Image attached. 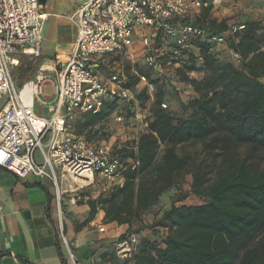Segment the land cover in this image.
I'll return each instance as SVG.
<instances>
[{
    "label": "trees",
    "instance_id": "trees-1",
    "mask_svg": "<svg viewBox=\"0 0 264 264\" xmlns=\"http://www.w3.org/2000/svg\"><path fill=\"white\" fill-rule=\"evenodd\" d=\"M211 12L212 7L203 8L191 18L192 24L212 33L230 29L227 20H217ZM242 26L228 43L239 66L221 59L211 44L199 40L194 42L198 55L186 49L176 58V45L167 41L161 65H172L171 78L148 69L128 73L125 87L135 89L143 76L154 88L147 127L132 141L113 147L112 154L122 164V184L95 198L81 193L76 203L87 204L89 211L74 223L79 231L102 209L106 223L128 224L116 241L131 234L138 241L123 264L129 260L133 264H264V23L250 19ZM159 36L157 46L163 44ZM178 83L191 92L180 99V111L167 104L168 96L175 93L172 85ZM134 98L123 101L127 121L135 116L134 100L146 108V88ZM115 105L112 100L97 113H79L71 121V131L91 139ZM195 143L200 150H183ZM128 159L138 161L134 168ZM187 175L190 192L183 189ZM190 193L208 202L177 204ZM165 199L170 201L167 208ZM145 229L156 235L161 232L160 241L145 236ZM59 253L62 264H68L60 247Z\"/></svg>",
    "mask_w": 264,
    "mask_h": 264
},
{
    "label": "built area",
    "instance_id": "built-area-1",
    "mask_svg": "<svg viewBox=\"0 0 264 264\" xmlns=\"http://www.w3.org/2000/svg\"><path fill=\"white\" fill-rule=\"evenodd\" d=\"M223 0H84L74 16L76 39L72 53L65 62L42 65L34 79L21 88L14 83L13 69L20 64L19 56L34 61L41 56L43 28L48 14L39 0H0V166L19 178L31 174L51 184L58 208V225L63 230L61 199L70 197L72 204L83 190L97 178L112 186L121 185L122 164L105 143L95 142L71 131V121L82 112L97 113L109 101H116L114 122L123 127L122 113L127 96V77L119 70L103 79L101 67L106 56L125 53L133 48V36L142 33L143 63L153 73L162 75L161 57L167 41L176 45L174 55L182 50L197 49L195 41H206L210 49H229V37L243 26L233 24L222 33H212L192 24L203 8L218 7ZM148 29V32H142ZM163 44L156 45V37ZM237 55V54H236ZM177 65V64H176ZM53 71L52 78L46 72ZM141 82H147L141 76ZM53 86L56 104L40 100L45 97V84ZM29 88V93L22 91ZM49 106L52 114L41 116L34 103ZM149 116L148 108L144 110ZM140 114L135 113L138 118ZM148 119L143 125L144 130ZM125 126V127H124ZM121 127V128H122ZM143 130V131H144ZM45 140V141H44ZM134 168L137 160L128 159ZM87 172L91 176L83 177ZM104 231V226L99 227ZM67 248L68 264H83ZM138 238L135 234L116 241L114 250L121 258L131 255Z\"/></svg>",
    "mask_w": 264,
    "mask_h": 264
},
{
    "label": "crops",
    "instance_id": "crops-1",
    "mask_svg": "<svg viewBox=\"0 0 264 264\" xmlns=\"http://www.w3.org/2000/svg\"><path fill=\"white\" fill-rule=\"evenodd\" d=\"M83 1L43 0L40 3L41 9L48 14V17L43 28L41 56L37 58L38 60H34V62L38 61L39 67L30 71L27 81L35 78L37 70L42 65L54 64L56 61L65 62L68 59L74 49L76 39L74 16ZM258 2L259 0H223L220 6L212 8V17H217V20L225 19L228 23L225 17L240 13V17L233 18H238L237 23L242 25L247 20L257 18L246 14L252 12L256 15ZM228 25L233 24L228 23ZM136 50L140 51L143 56L142 33H136L133 36V48L130 51L106 56V64L100 69L102 78L106 79L112 75L115 68L126 77L128 73H137L134 67L130 68V72L125 71L123 63L124 57L131 58L130 56ZM18 58L20 62L27 60L25 56ZM46 74L52 78L55 77L53 71L46 72ZM45 88L48 91H45V97L40 100L56 104V97L52 92L53 86L46 83ZM126 89L128 90L127 96H131L132 89L127 87ZM126 99L127 97L124 98ZM34 110L41 116L52 114L47 104L38 101L34 103ZM115 124L113 114H110L103 122L104 130L110 132L114 129L118 130ZM100 181L104 184H98L99 181L95 180L94 184L83 190V193H89L92 198H95L112 186L105 179H100ZM186 199L177 204H187L184 202ZM194 199L197 203L188 205L208 202V198L205 197L195 196ZM55 200L53 188L46 179L31 174L19 178L0 166V264H62L59 247L67 258L61 243L62 233L71 241L76 258L83 264H123L125 262L124 258L116 255L114 248L112 250L109 247L111 245L114 247L116 239L128 229V224H118L115 221L106 223L104 210L99 209L96 217L89 224L75 231L72 220L80 217L84 219L89 211L87 204L76 205L75 203L68 207L72 220L67 215L62 217L61 208L64 227V232H62L63 230L60 231L58 225L59 212ZM169 205L170 201L166 202L164 207L167 208ZM101 222L105 223L102 225L104 231L100 232L98 228ZM142 233H147V230L145 229ZM149 238L160 241L158 235ZM159 246L163 247V244ZM126 264H133V262L129 260Z\"/></svg>",
    "mask_w": 264,
    "mask_h": 264
},
{
    "label": "rangeland",
    "instance_id": "rangeland-1",
    "mask_svg": "<svg viewBox=\"0 0 264 264\" xmlns=\"http://www.w3.org/2000/svg\"><path fill=\"white\" fill-rule=\"evenodd\" d=\"M257 7H256V15L253 14L252 12L246 14L249 17H257L255 19H259L261 21H263L264 23V0H259V2L257 3ZM241 14L240 13H234L231 14L228 17H225L226 19H228V23L230 24H238L237 23V19L238 18H233V17H240ZM259 17V18H258ZM217 18V17H215ZM148 29H144V31L142 32H148ZM192 51L194 53H196V55L199 54V51L197 49H192ZM215 52L217 53V56L220 57L221 59H226L232 63H234L235 65L239 66L240 65V61L238 56L233 53L230 49H226V48H221V47H216L215 48ZM129 56V55H126ZM131 58H126L124 57L123 63L125 66V71L130 72V68L134 67L136 70L137 69H148L144 63H143V56L140 53V51L138 52L137 50L132 53V55L130 56ZM38 60V59H37ZM27 66V67H26ZM172 65L170 64H164L162 65V71L163 74L162 75H166L168 78H171V76L173 75V71L171 70L173 67H171ZM36 67H39V63L34 62V61H21L20 64L18 66H16L13 69V77H14V83L15 86L17 88H20V83L21 81V77L25 76V78L30 74V71ZM149 70V69H148ZM34 72V70H33ZM191 76H195V77H199L200 74L197 73H191ZM24 78L25 82L27 79ZM262 82L264 83V77H262ZM173 87L175 86V93L172 92L167 99V104L168 106H171V108H173L176 111H180V99H187L188 97L191 96V92L187 90L188 86L186 84L183 83H178L175 85H172ZM47 88V87H46ZM45 88V91H48V89ZM146 88L147 93L149 95V99L147 101L146 104V108L141 109L138 105L136 100H134L135 104H136V109H135V113L140 114L138 118H136L135 116L132 118V120L129 121L127 127H125L124 129L120 128L121 125L119 124H115L116 126H118V130H115L113 132H110L109 130H104V126L101 127V130H99L98 133L96 134H92L91 135V139H93L95 142H100V143H105L109 146L110 149H113L114 146H118L119 144H124L125 141H132L133 139L137 138L138 135L143 132L144 128L143 125L146 122L145 118V109L149 108L150 105L153 102V94H154V88L153 86L147 81V82H141L139 81L138 84L135 86V89H132L131 91V96L134 98L136 93H139V91H141L142 89ZM135 99V98H134ZM5 98L2 99L1 103H0V107L2 106L3 102H4ZM38 105V104H37ZM115 111L114 109L112 110L111 114H113ZM182 113V111H181ZM113 122H114V117H113ZM115 123V122H114ZM45 141V140H44ZM201 146L199 143H195V144H187L183 147V150L186 152H196L198 150H200ZM97 180L99 181L98 184H104V182H101L99 178H97ZM190 183H191V176L187 175L184 179L183 182V189L184 191H189L190 192ZM194 195L192 193L189 194V197H187V199L184 201L187 204H195L197 203V200L194 199ZM169 199H165V203L168 202ZM56 201V200H55ZM73 205L70 202V197L68 196H63L61 199V208H62V217H65V215H67L68 218H70V212L68 211V207L69 205ZM76 205H79L78 203H76ZM75 217V216H74ZM150 217V216H147ZM64 219V218H63ZM71 219V218H70ZM72 220V219H71ZM83 220L81 217L80 218H74L73 224L77 221H81ZM147 220V218H146ZM105 222H101L99 223L100 226L104 225ZM147 223H150L149 220H147ZM99 229V228H98ZM147 233H145L144 235L147 237H151V236H157L152 229H146ZM61 231V230H60ZM100 231V230H99ZM127 231V230H126ZM125 231V232H126ZM64 232V227H63V231ZM101 232V231H100ZM144 232V231H143ZM162 235L161 232H158V236L160 237ZM65 240L67 242L68 248L69 250L74 254V256L76 257V254L74 252L73 246L71 245V241L66 237V235L64 236ZM61 243L64 247V250L66 252V255L68 256V252H67V248L64 242L63 237L61 236ZM113 245H111L109 247V249L113 250ZM110 251V250H107ZM115 251V250H113Z\"/></svg>",
    "mask_w": 264,
    "mask_h": 264
},
{
    "label": "bare ground",
    "instance_id": "bare-ground-1",
    "mask_svg": "<svg viewBox=\"0 0 264 264\" xmlns=\"http://www.w3.org/2000/svg\"><path fill=\"white\" fill-rule=\"evenodd\" d=\"M26 81H27V80H26ZM26 81H25V82H26ZM25 82H24V83H25ZM24 83H23V84H24ZM22 93H23V95L29 93V88H28V87L25 88V89L22 91ZM82 175H83V177H85V178H88V177L91 176V175H90L89 173H87V172H83Z\"/></svg>",
    "mask_w": 264,
    "mask_h": 264
},
{
    "label": "water",
    "instance_id": "water-1",
    "mask_svg": "<svg viewBox=\"0 0 264 264\" xmlns=\"http://www.w3.org/2000/svg\"><path fill=\"white\" fill-rule=\"evenodd\" d=\"M43 2V0H39V3Z\"/></svg>",
    "mask_w": 264,
    "mask_h": 264
}]
</instances>
